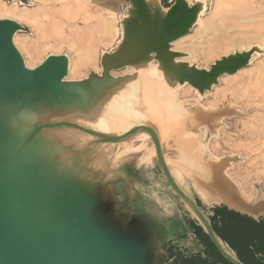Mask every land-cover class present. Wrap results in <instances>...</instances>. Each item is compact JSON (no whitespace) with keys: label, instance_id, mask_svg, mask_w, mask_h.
Listing matches in <instances>:
<instances>
[{"label":"bare ground","instance_id":"6f19581e","mask_svg":"<svg viewBox=\"0 0 264 264\" xmlns=\"http://www.w3.org/2000/svg\"><path fill=\"white\" fill-rule=\"evenodd\" d=\"M4 1H18L20 6L26 2ZM183 2L187 4V0ZM75 3L82 4L78 0ZM187 7V13L193 14L190 26L201 25L205 2L197 0ZM139 11L148 22L144 27L138 26ZM167 11L159 0H129L120 26L111 12L110 23H102V27L119 39L111 51L100 53L102 75L81 80L66 79L73 68L64 54H50L34 68L27 66L14 43V36L23 28L13 19L0 17V23L12 24L0 26V164L3 167L6 162L15 187H23L33 195L30 200L36 202L29 204L26 215L31 209L39 223V218L47 215L39 191L58 199L65 235L60 242L61 256L54 259L61 264H150L148 240L138 254L127 255L126 261L118 248L106 242L107 229L88 219L86 200L78 187L85 183H93V188L100 185L113 177L109 169L134 154H138L139 162L156 158L153 139L176 183H182L185 175L202 198L264 217V195L257 194L246 202L227 174L229 166L213 159L207 145L201 143L204 123L211 114L189 112L177 99L178 90L187 84L201 98L202 87L210 79L187 58L175 59L170 54L172 44L183 37L163 42L159 28ZM94 61L93 51H88L81 65L95 68ZM218 61L213 64L215 72L235 70L243 64V54ZM122 69L132 72L120 77L111 75ZM186 121L190 123L188 130L184 128ZM118 137L128 141L109 140ZM54 154L59 157L54 158ZM99 172L104 174L99 177ZM20 214L24 219L25 211ZM72 226L73 238L68 234ZM39 229L51 236L50 228Z\"/></svg>","mask_w":264,"mask_h":264},{"label":"rangeland","instance_id":"374dc122","mask_svg":"<svg viewBox=\"0 0 264 264\" xmlns=\"http://www.w3.org/2000/svg\"><path fill=\"white\" fill-rule=\"evenodd\" d=\"M78 1L81 6L75 0H26L25 6H20L18 1L0 2V9L5 12L0 17L17 21L24 30L14 36V43L27 66L34 68L50 54H64L73 68L67 80L102 75L100 53L111 51L119 39L113 37L112 31L104 30L102 23H110L109 15L114 12L117 17L114 22L120 26V18L127 13L129 1ZM196 1L187 0V5L191 7ZM203 1L206 10L200 18L202 24L191 27L183 38L174 42L170 54L175 59L187 58L186 61L198 70L206 72L219 59L235 53H250L249 61L233 74L219 75L208 89L203 90L201 98L187 84L178 90L177 99L183 101L189 112H196L197 108L205 112L228 111L204 127L200 141L207 145L213 159H230L227 174L242 198L251 202L257 194L264 195V0ZM159 3L168 8L172 1L159 0ZM109 42L113 43L110 45ZM88 51L94 53L95 68L89 64L81 65L82 57ZM131 72V69H122L111 75L120 77ZM151 160L163 181L156 158ZM161 188L153 189L165 193L167 189ZM115 191L114 204L105 197L100 200L97 211H104L103 217L109 225L122 230L130 225L119 211H128L130 205L124 203L120 188ZM190 193L193 195L192 191ZM184 237L183 243L188 244L186 233ZM189 244L185 248L188 252L199 249L193 241ZM158 250L155 242L151 264H156Z\"/></svg>","mask_w":264,"mask_h":264},{"label":"water","instance_id":"95a60500","mask_svg":"<svg viewBox=\"0 0 264 264\" xmlns=\"http://www.w3.org/2000/svg\"><path fill=\"white\" fill-rule=\"evenodd\" d=\"M167 9L168 11L166 17L163 20L161 27L159 28V34L162 35L163 42H173L174 40L183 37L189 31V29L191 28L190 25L193 14L189 11L188 13L192 15L188 16V7L187 4L183 2V0H174ZM184 12H186V14H183ZM138 16L136 18L140 21L138 23V26L144 27L143 25H148L146 17H144L143 19L140 11L138 12ZM6 24L12 25L8 22H4L0 23V26H4ZM241 54H243V64H241L235 70H221L219 72H215L213 70V65H211L210 70L208 72L205 71V74L209 76V79L211 81L209 80L208 84L202 87V92L203 90L208 89L209 86L215 82L216 78L219 75L224 73L233 74L237 72L238 69L247 64V62L249 61L250 53ZM223 59L224 58H221V60ZM218 62L219 61L215 63L217 64ZM202 72L204 73V71ZM196 110L197 112H199L202 109L197 108ZM202 112L211 114V116L208 117L209 120L204 123V125L208 127L210 121L219 119L228 111L220 110L214 112H205L202 110ZM184 128L185 130L190 129L189 121L185 122ZM109 140L119 142L128 141V139H124L123 137ZM152 142L156 152V161L171 190L193 214L194 218L199 222L218 253L231 264H242L231 254L225 251V249H223V247L220 245L209 223L200 212L199 208L190 198H188L182 192V190L177 186V184L171 177L167 166L161 158L157 140L153 139ZM220 161L225 166H229V158H224ZM5 163H3V167L1 166L2 164H0V264H61V261H56L54 259L55 257L59 259L61 256L60 242L62 237L65 235L63 232L62 224L59 221L61 220L59 214L61 215L62 211L60 210V205L57 204L58 199L55 195L53 197H49L48 195H50V193H47L48 197H46V193L44 194V192L40 190L39 193L41 196L40 201L42 203V209L47 215L39 218L40 223L37 219L36 214H31V209L28 210L26 215V208L29 207V204L31 202L36 201L30 200L33 195L31 193H29L31 195L27 194L25 192V188L14 186L11 172L8 173L9 171L7 166H5ZM100 185H96V187L93 188V183H85L83 186L78 187L80 195L86 200L88 219L92 223H94V225H99L107 229L108 236L104 237L106 242L118 248L123 254L125 261L127 260V255L133 257L138 254L142 250L143 242L148 240L150 243L149 256L151 264V255L154 252V244L156 242L155 238L151 237V233L149 234L145 224L138 220L129 221L128 225L130 226H128L127 228L124 227L122 230H116L115 226L109 225L108 221L103 217L105 214L104 211H97V206L100 203L97 198L98 188ZM218 204L224 206L228 210L234 211L241 215H245L255 221L263 218L262 216H252L245 211L231 208L223 203ZM17 210H19V212ZM23 211H25V216L23 215L25 218L21 219L22 216L20 212H22L23 214ZM6 212L8 213L5 214ZM14 213L18 215H14ZM23 220H26L27 222ZM41 226L42 228H50L48 232L51 235V238L47 236V233H44L43 230L39 229V227ZM72 229L73 226L68 232L69 236L73 233V231H71ZM51 231H53V233H50ZM70 237L73 238V235ZM164 242L166 241L161 242V246ZM159 250L155 253L156 256Z\"/></svg>","mask_w":264,"mask_h":264},{"label":"crops","instance_id":"0c3cea01","mask_svg":"<svg viewBox=\"0 0 264 264\" xmlns=\"http://www.w3.org/2000/svg\"><path fill=\"white\" fill-rule=\"evenodd\" d=\"M157 167L159 168L158 164ZM156 169L153 160L139 162L138 154H134L129 160L118 163L114 168L109 169L108 172L113 177L107 178L99 186L98 191L101 194L99 192L97 194L98 201L106 197L107 201L114 204L117 197L115 190L116 188H120V194L124 203L128 202L130 205L128 206V211H119L127 217V222L128 220H138L144 223L149 234L151 233V237L155 238L157 248H160L161 241L164 240L166 242L172 241L178 244L179 247L185 249L193 241V235L186 226V222L188 220H195V218L169 188L162 172L161 175L164 180L162 181L158 177L159 174ZM103 174L99 172L97 176L101 177ZM177 183V186L188 198L194 203L195 201L200 203L201 209L199 210L208 223L209 217L213 215V209L224 207L218 203L202 198L197 187L189 177L183 175V182ZM160 186L163 187L161 188L163 191L167 189L165 193L162 194L161 190L159 192L154 191V187L160 189ZM191 191L193 195H191ZM104 194L105 196H102ZM227 211L231 210L227 209ZM259 221H264V217L255 222ZM185 233L189 241L188 244L183 243ZM230 254L234 257L232 252Z\"/></svg>","mask_w":264,"mask_h":264},{"label":"trees","instance_id":"16d2710c","mask_svg":"<svg viewBox=\"0 0 264 264\" xmlns=\"http://www.w3.org/2000/svg\"><path fill=\"white\" fill-rule=\"evenodd\" d=\"M195 204L201 209L198 201ZM209 225L223 249L232 252L240 263L264 264V221L255 222L221 207L213 209ZM186 226L199 249L188 252L172 241L164 242L156 256L157 264H231L218 253L196 219L188 220Z\"/></svg>","mask_w":264,"mask_h":264}]
</instances>
